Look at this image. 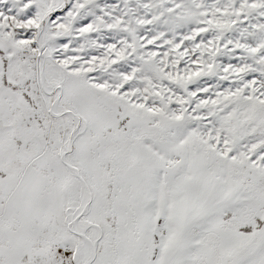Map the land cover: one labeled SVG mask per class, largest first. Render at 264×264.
<instances>
[{"label": "snow or ice", "instance_id": "obj_1", "mask_svg": "<svg viewBox=\"0 0 264 264\" xmlns=\"http://www.w3.org/2000/svg\"><path fill=\"white\" fill-rule=\"evenodd\" d=\"M0 264H264V0H0Z\"/></svg>", "mask_w": 264, "mask_h": 264}]
</instances>
